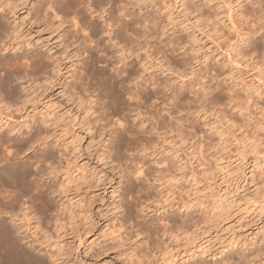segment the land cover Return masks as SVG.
I'll use <instances>...</instances> for the list:
<instances>
[{"label":"rangeland","instance_id":"1","mask_svg":"<svg viewBox=\"0 0 264 264\" xmlns=\"http://www.w3.org/2000/svg\"><path fill=\"white\" fill-rule=\"evenodd\" d=\"M58 1L50 5L56 4L55 13L60 19L51 16V20H41L42 17L39 19L40 22L34 25L33 34L26 37L32 45H35L31 49L28 47L26 55L29 56L24 55L21 58L22 50L16 51L15 48L4 50L0 47V54L6 58L7 63L0 66V75L2 74L0 77L13 76L11 77L14 80L13 85H19L20 89L22 82L18 83L22 79L18 80V78L25 75L23 83L26 84L23 86L28 87L26 90L17 91L20 93L16 98L28 97L24 107L23 102L21 100L17 102L19 100L8 91L9 87H12L10 80L9 84L6 83L8 77L0 84V95L3 96H0L2 99L0 102L5 99L3 102L5 104L1 103L0 109L4 105L3 113L6 114L5 117L0 110V118L5 117L7 123L20 128L19 133H15L17 137L13 135L14 142L7 141L0 144V153L2 152V157L4 155V157L6 155L12 157V154L22 152L15 155L17 162L20 160L19 162L22 163L27 159L35 162V166L32 164L30 169L33 171H30L33 173L32 176L30 175L33 180H31V191L24 195H26L25 199L29 198L31 207L35 204L33 211H39L38 215L41 213L47 215L44 217L41 214L39 217L31 208V215L23 219V222L19 221L23 223V227L25 226L22 228L26 230V233L22 234L23 237L28 238L20 242L40 240L37 244L35 241L36 247L42 243L38 250L46 247L51 249L50 247L53 246L52 250L60 248L59 250L63 252L60 261L63 264H66V261L69 262L68 264H163L161 250H158L163 245L162 239L170 244L177 264H212L215 260L228 255L232 249H235L232 252L234 264L245 262L257 264L256 253L259 243L264 244V65L261 62V66L255 67L251 58L242 60L238 57L241 64L235 66L231 58L235 55L233 49L236 43L240 42H236L239 33L248 32L249 27L264 11V0H215L210 3L205 0H187L184 6L178 5L175 0H124L133 16L139 20L146 19L150 24H156L150 37L149 33H145L149 39L153 36L152 40L155 42L163 41L161 45L164 49H168L164 59L168 66L163 70L155 67L154 72L158 73L156 78L173 86L174 92L181 86L185 88L186 98L181 100L182 104L189 98L190 90L200 87L199 84L203 81L210 82L209 75L213 69L221 75L219 84L216 82L213 84L216 92L219 93V100L209 99L205 106L194 107L195 113H192V128L196 141L194 146H191L187 139L186 125L183 128L187 130L182 135L185 139L178 137L176 131L172 132L169 128L170 130H165L166 138L162 143L161 138L149 132L137 139L133 135L115 131L119 127L130 125L131 132L135 133L143 125L141 121L134 119V112L121 109L106 90L110 88L109 83H112L110 73L115 71V61V63L103 60L97 62L99 68L107 65L105 67L108 68V74L95 75L102 80V84L98 82L92 87L94 98H98L93 103V110L85 111L89 105L88 101L81 106L75 105L72 98L75 89L70 87L73 75L82 76L85 71L84 60L90 61L92 52L94 53L91 51V46L97 44L96 39L102 36V33L95 36L90 26L84 24L85 19L81 23L82 19L80 20L76 13L68 15L70 30L76 29L74 21L80 20L79 27L82 28L80 43L84 42H82V50L79 49L77 53L79 55H76V50V57L71 59L75 67L66 68L68 61L66 0ZM104 6L109 5L104 4ZM22 12L20 14H23ZM88 18L94 20L98 16L88 15ZM59 20L63 21V24ZM97 20L101 25L104 24L101 18ZM82 24L85 26L82 27ZM118 29L116 25L115 30ZM163 31L166 32L164 36H162ZM85 32L88 33L87 36L84 35ZM128 34H134V30H128ZM179 43H182L179 50L172 52V49L178 48ZM42 46H45L43 50L48 46L53 48L50 53L53 54L54 61L49 60L47 71L39 69L38 73L40 68L38 66L41 64L37 60L38 55L32 53L40 52ZM87 47H90L89 50ZM261 49L264 51L263 43ZM160 55L162 53L159 57ZM165 56L163 55L164 58ZM168 61L172 63L170 67L173 65L169 70H167ZM67 63L68 66L71 65V62ZM232 65L235 67L233 68ZM27 69L29 71H26ZM30 71L31 74L26 75ZM180 72L183 74L180 75ZM91 74L94 72L90 73V76ZM45 76L52 78L51 84L46 81ZM66 83H70V86ZM164 91L166 97H176L173 96L175 93L171 92V89ZM246 94H253L254 101L246 102ZM230 95H237L239 98L230 102L228 98ZM6 99L11 100L10 106ZM14 103H16L15 107ZM8 107H11L10 110H7ZM179 115L184 117L183 120L190 116L186 110L178 114L173 113L172 122L175 120V123L171 125L174 128L176 117ZM5 119L3 121H6ZM45 121H48V124L44 123ZM24 122H27L25 126ZM118 123L123 126H118ZM7 125L11 126L10 124L3 126L0 130L1 134L8 129ZM149 126V123L146 124L147 130H151ZM36 127L38 131L44 128L43 130L47 132L49 138L44 139L47 146L42 145L39 150L36 145L29 151L27 147L26 151L21 146L22 141L26 136H32L30 133L35 134ZM110 130H114L112 135H109ZM18 136L23 137L19 139ZM18 140L20 145L16 143ZM145 142L148 147L158 145V150L151 146L149 151L140 155ZM19 146L24 152L21 147L17 149ZM46 147L52 150V157L50 156L49 159L45 156L46 151H42ZM14 148L18 151L15 152ZM42 156L49 161L45 162ZM19 157L21 158L18 159ZM44 163H48L45 164L48 169L43 165ZM38 165L44 166L47 174L39 173V175L36 172H39L36 168ZM138 166L143 167L147 175L137 172ZM69 176L73 177L70 179ZM137 176L141 177L137 179ZM16 189V187H6L4 191L1 190L0 195L4 193L0 196V200L2 197L0 202L7 200V204L16 203ZM33 195L37 196L36 200L34 199L36 196L32 197ZM42 195L43 200H41ZM46 195L52 196L54 209L62 202L66 204V209L60 214L64 225L58 229L50 224L51 222L46 223L50 216L49 211H42V208L45 209V204L38 205L45 203ZM4 196H8L6 198L9 199ZM6 203H2L0 210ZM189 205H193L191 210L197 225L189 223L187 230H178L176 233L174 229L175 236H163L165 225L181 224L179 215L176 218L173 216L179 221L176 225L172 217L171 223L166 224V220H163L164 215L170 216L172 212L187 214L185 208ZM141 208L143 211H140ZM2 210L0 217L6 216L4 217L6 223H9L8 216L1 213ZM70 213L75 217H70ZM36 218H39L38 220L43 224ZM43 219L45 225H48H44ZM35 223L37 229L34 227ZM38 223L42 231L45 230L44 233L38 227ZM46 231L50 238L43 236ZM30 232L34 235L32 236ZM48 243L51 245L47 246ZM56 243L60 245L57 246ZM134 254L143 255L144 258L141 261L134 260Z\"/></svg>","mask_w":264,"mask_h":264},{"label":"bare ground","instance_id":"2","mask_svg":"<svg viewBox=\"0 0 264 264\" xmlns=\"http://www.w3.org/2000/svg\"><path fill=\"white\" fill-rule=\"evenodd\" d=\"M36 1H34V0L33 1L32 0L31 1L30 0H0V47H2V49H4V50L7 48H10V49L15 48L16 51L22 50V52L24 50V53L20 52V56H22L21 58H23L24 55L28 54V53H26V51L28 50V47H30L29 49H31V48H33V46H35V45H32L31 42L26 39V37H28V35L33 34L32 32L34 29V25H37L38 22H40L39 19H41L43 17L41 20H51V16L52 17L54 16V18H57V16H56L57 13H55L56 12V10H55L56 4L53 6V5H50V3L54 4L56 2H59L58 0H53V1L51 0V2L48 0H36ZM175 1L178 5L184 6L185 2L187 0H175ZM205 2L210 3V2H215V0H205ZM104 4L105 5L107 4L109 6H104ZM102 9L104 10V18L102 20L104 24L101 25V23L98 22V20H97L98 18H100V16L97 15V13H100ZM21 11H23L22 12L23 14H20ZM72 13H76L77 17L79 15L78 18L80 20L81 19L82 20L81 21L80 20L74 21L77 27L74 26V27H76V29L74 28L73 30H70L69 23H68L69 22L68 21L69 20L68 15H71ZM40 14H41V16H39ZM52 14H54V15H52ZM58 14H59V11H58ZM34 15H36V16H34ZM88 15L89 16L95 15V16H98V18L93 20V19L88 18ZM83 19H85L84 24H86L87 26L88 25L90 26L89 28H91L93 33H95V36L99 33H102V36H100L98 39H96V37H95V39L98 40V42L93 47L91 46V51H94V53L92 52V56L91 57L89 56L90 61H89V59L84 60L85 62L83 61L84 62L83 66H84L85 71L83 72L82 76L77 77L76 74L73 75V81H72L71 86L69 85L70 83H66L72 89H75L74 94L72 95V98L74 100L73 102L75 103V105L81 106L84 102L88 101L89 105H87V107L85 108V111L89 112L90 110H93V103L98 98L97 99L94 98L95 93L93 94L92 87L94 84H98V82L101 83V81H102L100 78H97L95 75H98V74L101 75L103 73L108 74V68L105 67L107 65L99 68V66H97V62L102 61V60L104 62H110V63L112 61H113L112 63L116 62L114 73H112V74L110 73V77L112 78V83H109L110 88H107L106 90H108V92L110 93L109 94L110 97L115 99V101L117 102V105H119V107L121 109H124L126 111H127V109H129L130 111L134 112V115H133L134 119L136 116H139V119H135V120L141 121V123L143 125H145V128H143L142 131H140L139 130L140 128H138L137 132L132 133L131 129H130V125H128V126L126 125L124 127H119L120 129L118 128L115 131L123 132V134L127 133L130 135H133L137 139L139 137L145 136L144 134H146V132H149V134H156L157 137H159V138L163 137V141H165V138H166L165 136L167 133L165 131L166 129H168V130L171 129L172 132L176 131L177 136L182 137V139H185L182 135L188 129V132H187L188 138L187 139H188L190 145L194 146L196 144V141L194 138V130L192 128V113H195L193 111L194 107L199 108V107L205 106L206 102L209 99L210 100H219V95H218L219 93L216 92V87H214L213 84H215V82H216V84H219V82H220L219 78L221 77L220 73H218L216 70L213 69L209 75V78H210L209 81L210 82L203 81L201 84H199L200 87L193 89V90H190L189 96H188L189 98L187 97L188 99L185 101L184 104H182L181 100L182 99L184 100V98H186V94H184L185 88L182 86L180 88L178 87L179 89L177 90V88H176V92H174L175 90L173 89V86H171V85L169 86L168 84L164 83L162 81V79L160 80V79L156 78V76H158V73L154 72L155 67H160L161 70H163L164 68L166 69V66H168V65H166V62L164 61V59H166L165 53L168 52V49H164L163 46L161 45L163 41L161 40L160 42H158V41L155 42L154 40H152L153 36L150 39L148 38V36L150 37L153 30L156 28V24H150L146 19L139 20L138 18L133 16V13H131V11H129L128 5L124 2V0H66V59L69 62H71L70 66L67 65V64H69V63H67L68 61L66 62V68L75 67L74 66L75 63L71 59H73V57H76L75 56L76 50H77L76 55H79V54H77L79 52V49L83 48L82 42H84V41H82L80 43L81 29L82 28L79 27V23L80 22L83 23ZM60 23L63 24V21H60ZM109 25H111V27H108ZM116 25L119 28L118 30H115ZM81 26L83 27L85 25L82 24ZM263 28H264V11L261 12V14L258 16V19L255 21V23H253L251 25V27H249L248 32L246 31V32H240L239 33L236 42H239V41L240 42L236 43L237 45L233 49L235 51V55L233 58H231L232 62L233 63L235 62V64H236L235 66H239L241 64L240 60H238V57H240L242 60L243 59L247 60V58H251V60H253V62L255 63L254 64L255 67L261 66L260 65L261 62H262V65H264V51H261L262 50L261 49L262 43L264 45V31H262ZM84 29H85V27H84ZM128 30H134V34H128ZM140 30H141V32H140ZM105 32L110 33V35L105 36L104 35ZM145 32L149 33V35L146 36L147 33H145ZM165 33L166 32L163 31L162 36H164ZM154 38H156V37H154ZM181 44L182 43L178 44V46H177L178 48L175 47V49H172V52H175V51L177 52L179 50V46H181ZM44 47L45 46L41 47L42 50L40 52H38L36 54L32 53L35 56L38 55L37 60L41 64V66H40L38 63H36L37 65H39L38 67H40V68H38V73H39V69L47 71L48 70L47 68L49 65L48 64L49 60L54 61L53 54L50 53L53 48L51 46H48L46 48V50H43ZM87 48H88L87 50H89L90 47H87ZM121 52H124L125 54L123 56H121ZM21 53H22V55H21ZM161 53H162V55H160V57H159V54H161ZM262 54H263V56H261ZM163 55L165 56V58L163 57ZM20 56H17V57L20 58ZM26 56H29V55H26ZM31 57H33V56H31ZM260 57L262 59H259ZM77 58H78V56H77ZM5 59L6 58L2 57V55L0 54V66H3V64L6 63ZM77 60H79V59H77ZM33 61H34V59H33ZM83 62H81V63H83ZM136 62L140 66L137 67L138 64L137 65L134 64ZM169 62L170 61H168L167 64ZM171 64L169 63V67L167 68V70L172 69L171 67L173 65L170 67ZM6 65H7V63H6ZM141 65H145L150 70L147 72H144L143 78L141 80H139L136 84H132V80L135 79L140 74L141 71H143V69L141 68ZM235 66L232 65L233 68ZM35 67H36V65H35ZM96 67H98V68H96ZM32 68H34V67H32ZM29 69L31 70V68H29ZM95 69H98V70L95 71ZM2 70H4V69H2ZM26 71H29V70L27 69ZM45 71H43V72H45ZM36 72H37V70H36ZM92 72H94V74H91V76H90V73H92ZM178 72H179V70H178ZM7 73L8 72H5V74H7ZM16 73H18V72H16ZM180 73H181L180 75L183 74L182 72H180ZM9 74H11V73H9ZM30 74H31V71L29 74H26V75L29 76ZM0 76H2V74ZM24 76L25 75H21L18 78V80L22 79V81H20V83H18V84H21V82H22V84H21L22 87H20L21 90L22 89L26 90V88H28L26 86H23L26 84V83H23V79H24L23 77ZM101 76H103V75H101ZM153 76H155V78ZM6 77H8V80L5 79ZM11 77H13V76L4 75L3 77H0V84H2L5 80L7 81L6 83H8V81L10 80L9 83L12 84V85H10V86H12L11 88L9 86H7L6 83H4V84L7 87H9L8 91L10 92V94L13 95V97L15 99L19 100L17 102H20V100H21L23 102V106L25 107L24 103L25 104L27 103L28 97L21 98V99L19 97L16 98L17 94L20 93V92L17 93V91H20V89L18 87L19 85L18 86L13 85L14 82L12 83V81H14V80H12ZM96 80H99V81H96ZM46 81H48V83H50V82L52 83V78H50V76H49V78H47ZM4 84H3V87L5 86ZM3 87H2V89H3ZM165 89H168V90L171 89L172 90L171 92H174L176 94V95L174 94L173 96H176L175 98H177L178 101H176L177 99H175L172 96L168 95L169 97H166L164 94ZM9 92H7V93L9 94ZM4 95H5V93H4ZM0 96L3 97L2 95H0ZM18 96H19V94H18ZM10 97L12 98V96H10ZM228 98H229L230 102H232L234 100H237L239 97L237 95H230ZM0 100H2V99H0ZM11 100H13V98ZM11 100H7L8 106H10L9 101H11ZM245 100L248 103L253 102L254 101L253 94H246ZM4 101H5V99H4ZM149 101H151V103ZM3 102H0V104L1 103L5 104ZM14 104H11V106L14 105V107H15L16 103H14ZM18 104L19 103H17V105ZM183 105H185L184 108H182ZM3 108H5L4 105H3ZM3 108L0 109V110H2V115L5 114V113H3V112H5V109L3 110ZM8 108L9 109H7V110H10L11 107H8ZM25 109H27V108H25ZM185 110L188 111L190 116L184 120H183L184 117L182 115L177 116L176 117L177 122H176V126L174 128V126L171 125L175 121L174 120L172 122L173 113L178 114V113H182ZM195 111H196V109H195ZM28 116H29V114H28ZM5 117H6V114H5ZM5 117H4V119H5ZM10 117H9V119H10ZM4 119L2 117L0 118V130L3 129V126H6V124L11 125V123H7L8 120L5 119L6 121H3ZM168 119L170 121H168ZM42 120L44 121V119H41V121ZM41 121H39V122H41ZM47 122L45 121L44 123H47ZM19 123L21 124V122H19ZM25 123H27V122H24V126H25ZM148 123L151 126V130H147V128H146V124L148 125ZM12 124H14V122ZM120 124L118 126H123ZM21 125H23V124H21ZM184 125L187 126L186 130L183 128ZM7 127H8V129H5L6 130L5 132H3L2 134L0 132V144L1 143H7V141L9 142V141L15 140V139H13V135H15V133L16 134L19 133L18 129H20V128H17V126H15V125H11V126L7 125ZM23 128H25V127H23ZM37 128L38 127H36V129ZM40 128H42V126ZM131 128H133V127H131ZM27 129H28V127H27ZM43 129H41V130L45 131ZM41 130L38 131V129H37V132L35 131V134L32 132L33 130H31V132L33 134L30 133V135H32V136H30V135H29L30 137L26 136L27 137V139L25 137L26 140L23 138L24 141H22L23 145L21 144V146L24 148V150L27 151V147H28V151L30 148H35V147H33V145L35 144V142L37 140L41 141V143L36 146V147H39V150H40V147H43L42 145L47 144L44 141L47 139V137L49 138V136H47L46 131H45V133H43ZM28 131H29V129H28ZM113 132H114V130H110L109 135H112ZM23 134H21V135H23ZM118 134H120V133H118ZM48 135H50V134L48 133ZM19 137L22 138L21 136H18V138ZM5 140H6V142H3ZM16 143H17V145H18V143L20 145L19 140ZM12 145H13V143H12ZM21 146H19L17 149H20ZM49 146L51 147L50 144H49ZM151 146L152 145H149V147H148V145H146V142H145V145L142 148L145 149L148 147L147 149H150V148H152ZM22 147H21V150H23ZM17 149L14 148V150H16L15 152L18 151ZM51 149H52V147H51ZM154 149L158 150L157 147ZM21 150H19V151H21ZM24 150H23V152H24ZM41 150H42V148H41ZM44 150L46 151L45 156L48 159L50 156L52 157V153H51L52 150H50V148L46 147L42 151L45 152ZM8 151H10V150H8ZM108 151H110V150L108 149ZM15 152H13V153H15ZM1 153H0V191L3 189L5 190L6 187H11V188L16 187L17 191L16 190L15 191H16L17 196L15 195L16 199L15 198H13V199H15V201H17V202L14 203V202L9 201L10 204L6 203L7 200L5 202L4 201L2 202V203H6V204H4L5 205L4 207H6V209L3 207L5 209V211H3L4 209L2 208L3 210L1 209L2 210L1 213H4V215L6 214L8 216L7 217L8 220L10 222L7 220L9 223H6V218H4L6 216L0 217V264H63V262L60 261L62 258V255H63V252H61L59 250L60 248L58 250L57 249L52 250L54 247L53 246V247H50L51 249H47V247H46V249H39L38 250L37 248H39L42 245V243L40 244L39 247H36L35 245L37 244V242L39 243L40 240L39 241L32 240L30 242L25 241V243L20 242V241H23L24 239L27 238V237H23L24 233H26L25 232L26 230L24 231L22 229L25 226L23 227V223L21 224L20 222L23 219H25L26 217L28 218V215H31L30 214L31 208L35 207L34 203H33L34 206L32 205L33 207L30 206L31 204H29V202H30L29 198H28V200L25 199L27 193H29L31 191L30 187H32V185H31L32 184V182H31L32 178L30 177V175L32 176L33 171L30 169L33 166L32 164H34L35 162L29 159L30 161L33 162L32 163V162L28 161V159H27L26 161L23 160L24 162H22V163H20L19 162L20 160H19L18 161L19 163H18L16 161V158H17L16 154H18V152L15 153L16 156L12 154V157L15 156L14 159H12V157L7 156V155H6V157H4L5 155L2 157ZM20 153H22V152H20ZM21 155H23V154H21ZM41 155H42V152H41ZM25 156H27V155L25 154ZM38 157L39 156H37V158ZM20 158L21 157H19L18 159H20ZM44 159H45V162L48 160L46 158H44ZM45 164H48V163H44L43 165H45ZM34 166H35V164H34ZM38 167H40V168L38 169ZM38 167H36L37 170H39V172L36 171L38 174L39 173L40 174H47L46 173V171H47L46 165H45L46 168L44 166H39V165H38ZM50 167L52 168L51 165H50ZM33 170L34 171L36 170L35 167H33ZM30 171H32L31 172L32 174L30 173ZM136 171L141 173V174L144 173L147 175L146 170L143 167L138 166ZM37 173H36V176L38 175ZM72 174L74 175L75 172ZM72 177L73 176H71V178ZM140 177L137 176V179H139ZM29 178H31V179H29ZM38 178L39 177H37V179ZM44 178H42V179H44ZM69 178H70V176H69ZM18 190H20V191H18ZM24 194H26V195H24ZM30 194H28V195H30ZM34 196H36V195H33L32 197H34ZM48 196L49 195L45 196L46 197L45 203L42 204L41 203L42 201H41L40 202L41 204H38V205L42 206L45 204V209L43 210V208H42V211H46V210L49 211V214L48 213H46V214H48L50 216V217L48 216L49 218L46 221V223L49 224L51 222L50 224H52L55 228L58 229V228L62 227V225H64L62 223L63 221H61L62 219L60 217V214H61V211L66 209V204H65V202H62L60 205L57 203L58 206H57V208L55 207L56 209H54L55 203H54V201L52 202V200H51L52 196L51 197L49 196L50 198ZM6 197H8V196H6ZM6 197L4 196V198H6ZM42 197L43 198L41 200L44 199L43 195H42ZM36 198H37V196L34 197L35 200H36ZM6 199H9V198H6ZM38 199H40V197H38ZM0 201H2V197H1ZM38 201H40V200H38ZM2 203H1V205H2ZM53 203H54V205H53ZM192 208H193V205L192 206H190V205L186 206L185 211H187V214H184L185 217H183L184 215L181 213L175 214L174 212H172L173 214L171 213L170 216L164 215L163 220H166V224L171 223V221H172L171 217L173 218V216H175V218H176L178 215L180 216V218L179 217L178 218H179V221H181V224L178 223L176 225V222L178 221V219L173 218L176 226H170V224L167 226L165 225L166 227L164 226L163 236H165V235L170 236V237H171V235L175 236V234H174L175 230H176V233L178 232V230H185L188 227L187 225L189 223L191 225H197V221L193 217V211L191 210ZM68 209H70V208L68 207ZM33 210H35V208L32 209V212L34 213L35 211H33ZM37 212H39V211L35 212L38 215L39 213H37ZM70 212L72 213V211H70ZM164 213H166V212H164ZM40 215H38V216L40 217ZM42 215L44 216V214H42ZM72 215L73 214H71L70 217H75V215L74 216H72ZM34 216H33V218H34ZM43 216H42V218H43ZM45 216L47 217V215H45ZM46 219L47 218H45V220ZM31 220H33V219H31ZM45 220H44V225H45ZM28 221H30V220H28ZM38 221L41 222V220H38ZM26 222L27 221H25V223ZM35 222H37V221H35ZM41 223L43 224V222H41ZM174 223L172 225H174ZM36 224L37 223H35V226H34L35 228H36ZM39 224L40 223H38V227H40ZM48 224H46V225H48ZM27 225L29 226L30 224H27ZM40 229H41V227H40ZM41 231H42V229H41ZM44 231H42V233H44ZM30 234H31V232H30ZM30 234H28V235H30ZM31 235L33 236L34 234H31ZM43 236L50 238L47 231L45 232V234ZM43 236H41V237H43ZM35 241H36V244H35ZM162 242H163L162 243L163 245L159 248L158 247H156V248H158V250L159 249L161 250V254L163 257L162 258L163 264H177L176 256H175L170 244L168 242H165V240H163V239H162ZM57 244L60 245L59 243H56L55 245H57ZM259 244H260V246L258 248V252L256 253L258 256V260H257L258 262H256V263L257 264H264V248H263L264 244L263 243H259ZM46 245L50 246L51 244L48 243ZM232 247H233V245H232ZM234 250L232 249L231 251H229V253L227 252L228 255L221 257L220 259L216 258L217 260H215L212 264H234L233 259H232L234 257L232 252H234ZM68 251H69V249H68ZM67 257L68 256H66V258ZM134 257H135L134 260H138V261H141L144 258L143 255H139V254H134ZM248 261H250V260H248ZM68 263L69 262L66 261V264H68ZM236 264H239V263H236ZM240 264H249V262L240 263ZM250 264H251V262H250Z\"/></svg>","mask_w":264,"mask_h":264},{"label":"clouds","instance_id":"3","mask_svg":"<svg viewBox=\"0 0 264 264\" xmlns=\"http://www.w3.org/2000/svg\"><path fill=\"white\" fill-rule=\"evenodd\" d=\"M97 15H99L100 18L103 20V18H104V10L102 9L100 13H97ZM57 19H59V17H57ZM108 27H111V25H109ZM84 35L87 36L88 33L85 32ZM104 35H105V36H109L110 33L105 32ZM124 54H125L124 52H121V56H123ZM141 68L143 69V71H141L140 74H139L135 79L132 80V84H136L139 80H141V79L143 78V76H144V72H147V71L150 70V69H148L145 65H141ZM165 90H167V89H165ZM135 119H139V116H136ZM144 127H145V125H141V126H140V131H142ZM162 142H163V137H161V143H162ZM40 143H41V141H40V140H37V141L35 142V144L33 145V147H35L36 145H38V144H40ZM157 146H158V145H155V144H154L152 147H153V149H154V148H156ZM147 151H149V149H147V148L143 149V151L140 152V155H143L144 152H147ZM140 211H143V208H141Z\"/></svg>","mask_w":264,"mask_h":264}]
</instances>
